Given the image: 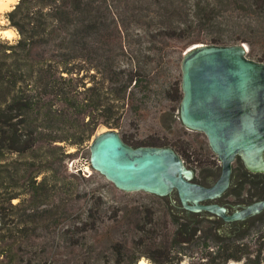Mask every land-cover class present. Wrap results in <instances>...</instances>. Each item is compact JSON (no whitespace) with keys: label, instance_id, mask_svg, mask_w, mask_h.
I'll return each instance as SVG.
<instances>
[{"label":"trees","instance_id":"obj_1","mask_svg":"<svg viewBox=\"0 0 264 264\" xmlns=\"http://www.w3.org/2000/svg\"><path fill=\"white\" fill-rule=\"evenodd\" d=\"M7 18L19 36L0 38V264H54L49 245L65 216L55 192L68 159L100 125L119 128L143 115L154 85L181 104L182 73L174 77L172 63L182 64L187 48L246 42L264 61V0H18ZM130 125L137 129L139 118ZM121 134L133 146L186 155L161 136ZM155 195L170 215L169 236L154 230L155 213L146 215L138 238L145 250L128 258L118 242L116 264H141L143 256L182 264L194 244L200 264H264V216L247 233L223 232L218 218L184 208L177 192Z\"/></svg>","mask_w":264,"mask_h":264},{"label":"water","instance_id":"obj_2","mask_svg":"<svg viewBox=\"0 0 264 264\" xmlns=\"http://www.w3.org/2000/svg\"><path fill=\"white\" fill-rule=\"evenodd\" d=\"M246 42L202 43L186 49L182 60L183 98L180 119L203 131L222 161V174L206 187L196 170L172 146H133L118 129L98 133L90 144L91 165L117 187L160 196L177 191L182 205L210 211L226 221L264 208V200L228 213L219 203H204L226 191L234 161L240 155L251 171H264V61L248 56Z\"/></svg>","mask_w":264,"mask_h":264},{"label":"rangeland","instance_id":"obj_3","mask_svg":"<svg viewBox=\"0 0 264 264\" xmlns=\"http://www.w3.org/2000/svg\"><path fill=\"white\" fill-rule=\"evenodd\" d=\"M18 2V0H16ZM16 3H12V7ZM0 12V31L9 25L7 11ZM18 32L12 38L0 32L1 39L15 40ZM248 56L259 60V53L248 51ZM166 61V60H164ZM261 61V60H259ZM182 64L179 60H173L172 75L181 77ZM165 65L159 70L165 74ZM164 76L161 77V80ZM155 94L150 99L149 108L143 115L135 113L127 116L118 129L120 133L134 134L135 138L144 139L148 136H161L169 141L183 145L184 160L186 164L196 172L211 173L220 168V161L210 148L208 136L203 131L187 128L180 119V103L165 97L159 89V85L153 86ZM139 118L140 126L136 129L130 125L131 119ZM110 127L102 124L98 127L89 144L81 151L75 152V156L68 159V169L61 176H67L66 182L57 185V200L60 205L61 216L53 233L55 241L49 245L54 252V264H116L118 260L115 244L122 242L128 245L127 257L139 251H144L145 246L138 244L141 228L145 226L147 216L155 213L157 220L154 230L169 236L170 226L173 224L169 213L162 204V200L155 194L144 191H127L117 187L105 175L95 170L91 165L90 144L93 138L100 132ZM74 151V147H70ZM218 171V170H217ZM197 179V177H195ZM53 195V192H52ZM63 208V209H62ZM85 222V224H83ZM148 225V228H151ZM221 231H227L219 225ZM68 229V230H65ZM250 231V230H249ZM248 230L241 231L242 234ZM255 228L250 236H254ZM256 240V239H255ZM44 241L40 243V247ZM45 250L44 247L41 248ZM202 246L194 244L189 248L187 256L182 264H200ZM143 264H152V261L143 256ZM228 264H242L238 261H230Z\"/></svg>","mask_w":264,"mask_h":264},{"label":"flooded vegetation","instance_id":"obj_4","mask_svg":"<svg viewBox=\"0 0 264 264\" xmlns=\"http://www.w3.org/2000/svg\"><path fill=\"white\" fill-rule=\"evenodd\" d=\"M215 156L218 157L221 163L220 168L217 169L218 171L214 170L211 171V173H205V171L196 172L197 179L195 180L206 187L213 186L222 174V161L217 154ZM175 192L177 191L175 190L171 193L172 197H174L173 194ZM262 200H264V171H251L245 165V162L242 159V157L240 155H237L234 161L231 182L229 187L226 189L224 193H222V195L213 199H207L203 202L219 203L225 205L228 208V213L231 214L236 211L245 210L248 206ZM189 211L195 212L192 210ZM203 211H205L209 215L208 216L209 220L218 218L220 220L219 223L222 226V228L224 229L226 228L227 231L233 230L235 226L240 230L241 229L243 230L246 228L248 223L254 220L255 218L264 216V208H263L261 211H258L256 213H251L244 218L236 219L233 221H226L223 217L215 213H212L207 210H203Z\"/></svg>","mask_w":264,"mask_h":264},{"label":"bare ground","instance_id":"obj_5","mask_svg":"<svg viewBox=\"0 0 264 264\" xmlns=\"http://www.w3.org/2000/svg\"><path fill=\"white\" fill-rule=\"evenodd\" d=\"M16 2V0H0V12H2L6 8H10L12 6V3ZM5 29V28H4ZM0 32H4L7 37L12 38L17 34V31L13 28H8L7 30H3ZM144 263V260H142L141 264Z\"/></svg>","mask_w":264,"mask_h":264},{"label":"crops","instance_id":"obj_6","mask_svg":"<svg viewBox=\"0 0 264 264\" xmlns=\"http://www.w3.org/2000/svg\"><path fill=\"white\" fill-rule=\"evenodd\" d=\"M16 2H17V1H16ZM16 2H14V3H16ZM14 3H13V4H14ZM10 8H11V7H10ZM6 10H9V8L4 9L3 11H6ZM10 28H13L14 30H16L14 27H9V29H10ZM7 29H8V28H6V29H4V30H7ZM16 31H17V30H16Z\"/></svg>","mask_w":264,"mask_h":264}]
</instances>
